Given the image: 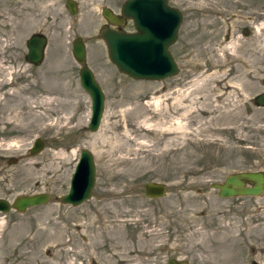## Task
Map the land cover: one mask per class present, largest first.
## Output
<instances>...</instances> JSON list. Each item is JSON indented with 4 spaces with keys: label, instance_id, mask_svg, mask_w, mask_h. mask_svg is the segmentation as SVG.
<instances>
[{
    "label": "rangeland",
    "instance_id": "rangeland-1",
    "mask_svg": "<svg viewBox=\"0 0 264 264\" xmlns=\"http://www.w3.org/2000/svg\"><path fill=\"white\" fill-rule=\"evenodd\" d=\"M74 1L71 15L65 0H0L1 70L17 63L20 74L27 38H47L40 67L22 85L26 94L10 100L0 123V157L18 158L0 175V198L50 195L45 205L0 212V264H264V192L222 198L211 186L232 172L264 171V107L254 103L264 92V0H168L182 14L169 48L179 71L161 81L119 72L98 38L102 7L118 11L123 0ZM76 36L105 96L94 132L85 129L91 98L71 53ZM225 84L235 86L232 96ZM67 87L77 107L69 123L60 119L73 110L59 105L63 96L42 102L46 89ZM106 123L131 137L119 152L97 141ZM167 126L172 135L164 137ZM35 138L44 147L30 156ZM83 148L94 158L92 196L62 204ZM150 181L166 184V194L145 197Z\"/></svg>",
    "mask_w": 264,
    "mask_h": 264
},
{
    "label": "water",
    "instance_id": "water-1",
    "mask_svg": "<svg viewBox=\"0 0 264 264\" xmlns=\"http://www.w3.org/2000/svg\"><path fill=\"white\" fill-rule=\"evenodd\" d=\"M71 15L77 13L74 0H65ZM106 25L101 27L98 38L106 47L108 59L119 72L133 78L161 81L176 75L179 71L169 47L178 38L182 22L180 10L169 5L167 0H124L121 14L102 9ZM127 19L132 20L134 31H125L119 27ZM47 38L38 32L26 40V61L40 64L44 58ZM71 53L80 65L79 81L81 87L91 98V115L86 130L94 132L99 128L105 96L92 70L86 64V45L81 36H76L71 43ZM254 103L264 107V92L254 97ZM44 147L41 138L34 140L29 148V155L34 156ZM95 185V164L93 154L86 148L80 150L79 158L71 174L68 191L58 197L62 204L78 206L91 198ZM222 198L233 196H259L264 192V171H237L226 175L224 180L211 185ZM167 186L160 182H147L144 196L159 198L166 194ZM50 201L49 193L23 194L12 201L0 198V212L11 210L23 212L30 207L45 205ZM91 264H100L93 261ZM168 264H188L186 260L170 259ZM251 264H257L252 262Z\"/></svg>",
    "mask_w": 264,
    "mask_h": 264
},
{
    "label": "bare ground",
    "instance_id": "bare-ground-1",
    "mask_svg": "<svg viewBox=\"0 0 264 264\" xmlns=\"http://www.w3.org/2000/svg\"><path fill=\"white\" fill-rule=\"evenodd\" d=\"M203 4V3H202ZM201 6V5H200ZM212 64V63H211ZM2 65V64H1ZM0 65V66H1ZM1 70V69H0ZM7 70V68H4V71ZM3 71V72H4ZM9 72V71H8ZM216 74V73H215ZM204 75V74H203ZM214 75V74H213ZM218 75V73L216 74V76ZM8 76V75H7ZM7 80V79H6ZM2 82H0V86L1 84L3 83V80H1ZM8 82V80H7ZM12 86V85H11ZM235 86H232V85H229V84H225L224 87H222L223 91H226V90H229V89H232V90H229L231 91V93L229 92V94L232 96L234 94V92L236 91L235 88H233ZM221 89V87L219 88V90ZM3 90V89H2ZM9 90V89H8ZM18 90V89H17ZM7 91V90H6ZM213 91H216V90H213ZM220 92L219 94L222 96H224L225 92ZM8 94L10 95H14L15 93H18V92H15V88L14 89H10L9 91H7ZM6 92V94H7ZM1 94V93H0ZM210 94V92H209ZM216 94V93H215ZM38 96V94H37ZM40 96V95H39ZM63 96V100L62 101H59V98ZM237 96V95H236ZM75 96L72 95V90L67 87L65 89H63V91H58V90H54V91H50L48 89L45 90V98H42V102L45 101L46 104L48 105H52L53 106V102L54 101H59V105L63 106L64 108L66 107V109H73L72 112H70V114H67V110L64 111V113L66 114V117L65 115L60 117V119H65L66 123H69L72 118L76 115V111H77V107L75 104H73L72 100ZM182 97V96H181ZM204 97V96H203ZM226 97V96H225ZM41 99V98H39ZM212 99V98H211ZM177 101V100H176ZM195 101V100H194ZM198 101V100H197ZM207 101V100H205ZM178 103V101H177ZM201 103V101H200ZM177 105V104H176ZM183 106V105H181ZM186 106V105H185ZM192 106V105H191ZM233 106V105H232ZM51 107V106H50ZM195 107V106H194ZM234 107V106H233ZM178 108H179V105H178ZM189 108V107H187ZM191 109V108H190ZM194 109V108H192ZM196 109V108H195ZM189 110V109H188ZM187 110V111H188ZM67 111V112H66ZM192 111V110H191ZM188 114V113H187ZM204 114V113H203ZM209 114V113H208ZM185 115V112L183 114V117ZM110 116V115H109ZM108 118V117H107ZM106 118V120H107ZM177 124V123H176ZM207 124V123H206ZM209 124V123H208ZM175 128L174 129H177V130H180L183 126L181 123H178L176 126H174ZM173 127H165V129L163 130V132L161 133L162 136L166 137V136H169V135H172L171 133V130H172ZM171 129V130H170ZM181 130H184L181 129ZM175 132V131H174ZM184 133V132H183ZM179 134V133H178ZM185 135V134H183ZM182 135V136H183ZM98 139L97 141H99V143L101 142V144L103 145V147H109L110 148V154L111 153H114V152H119V149L121 148V141L124 140V141H129L130 140V136L128 133H123V134H117L115 129H111L109 130V124H105V128L104 130L102 131V134L98 135ZM96 143V142H95ZM95 143H91V146L97 150V144ZM99 153V152H98ZM100 156V153L98 154ZM122 162H125V160H122ZM116 165H119V160L115 163ZM110 165H113V164H110ZM112 168V167H111Z\"/></svg>",
    "mask_w": 264,
    "mask_h": 264
},
{
    "label": "flooded vegetation",
    "instance_id": "flooded-vegetation-1",
    "mask_svg": "<svg viewBox=\"0 0 264 264\" xmlns=\"http://www.w3.org/2000/svg\"><path fill=\"white\" fill-rule=\"evenodd\" d=\"M124 1V0H123ZM122 1V3H123ZM168 1V0H167ZM122 3L120 4L119 6V10L118 11H114L111 7L109 6H104V7H107L111 10V12H113L114 14H117V15H120L121 14V6H122ZM169 3V2H168ZM170 5V4H169ZM102 7V9L104 8ZM102 9H101V16H102ZM68 10V9H67ZM69 11V10H68ZM103 17V16H102ZM104 19V18H103ZM106 25V21L104 19V22L102 23V26H105ZM132 26V29L131 30H127L126 27L127 26ZM113 28H119V29H123L125 31H134V27H133V23H132V20L130 19H127L126 21H124V23L122 25H120L119 27H113ZM100 30V29H99ZM99 32V31H98ZM38 33V32H37ZM27 48V47H26ZM26 54H27V51H26ZM26 54L24 55V68L21 69L22 72L25 74H23L22 72L20 74H17V70L16 69H20L19 65H16L17 63H13L11 64V66L7 65V66H2V68H5L7 67V70H5L3 72V70H0V73H2V76L3 74H5V78H3L1 75H0V82H2L1 80H3V83L1 84L0 86V123H5V120L3 121L2 118L5 116V112L8 111V114L10 113V100L14 97H17V98H20L22 96H24V94H26L24 91H21V88L23 84L27 83V79L29 80L28 76H29V71H33L34 74L35 72L38 70V68L40 67V64H33V63H29L28 61H26L25 59V56ZM9 68V69H8ZM9 71V72H8ZM33 74V76H34ZM8 75V76H7ZM32 76V77H33ZM8 82H7V80ZM12 85V86H11ZM14 89L15 88V92H18V93H15L14 95H10L8 94L7 91H9L10 89ZM25 88V87H24ZM3 89V90H2ZM9 89V90H8ZM18 89V90H17ZM7 90V91H6ZM36 89L34 92H32L30 95L32 98L34 97V95H36ZM7 92V94H6ZM13 96V97H12ZM23 98V97H22ZM7 110V111H6ZM7 115V114H6ZM0 126H6L5 124H1ZM36 139V138H35ZM34 139V140H35ZM34 142V141H33ZM32 142V144H33ZM31 144V145H32ZM29 152V151H28ZM18 161V158H15L14 156H8V158H4V157H0V175H7L8 174V171H7V166L10 165L11 163H16ZM217 194H218V191L216 190ZM219 196V194H218ZM229 198V197H228Z\"/></svg>",
    "mask_w": 264,
    "mask_h": 264
}]
</instances>
